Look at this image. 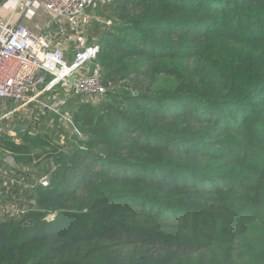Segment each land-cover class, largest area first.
<instances>
[{
    "label": "trees",
    "instance_id": "1",
    "mask_svg": "<svg viewBox=\"0 0 264 264\" xmlns=\"http://www.w3.org/2000/svg\"><path fill=\"white\" fill-rule=\"evenodd\" d=\"M101 12L106 91L74 94L71 148L31 137L48 183L0 219V264H264V0Z\"/></svg>",
    "mask_w": 264,
    "mask_h": 264
},
{
    "label": "built area",
    "instance_id": "2",
    "mask_svg": "<svg viewBox=\"0 0 264 264\" xmlns=\"http://www.w3.org/2000/svg\"><path fill=\"white\" fill-rule=\"evenodd\" d=\"M10 1L12 8L3 17L2 9ZM108 1L110 0H0V101L10 102L12 109L9 112L36 101L40 94L51 91L59 83L70 86L74 94L101 96L106 91L100 82L101 71L97 66L87 74L78 72L94 61L97 44L84 45L68 63L62 49L52 46L45 35L13 21L18 10L28 12L34 6H40L52 21L66 22L75 28L80 27L81 21L91 17L87 10H94ZM61 117L68 136L83 139V134L74 125L71 116L63 114ZM12 183L21 185V179L14 178ZM36 183L47 185V175L40 176L28 188L32 189ZM9 209L13 212V208L3 204L0 197V210L6 212ZM17 212L22 213L21 210Z\"/></svg>",
    "mask_w": 264,
    "mask_h": 264
},
{
    "label": "rangeland",
    "instance_id": "3",
    "mask_svg": "<svg viewBox=\"0 0 264 264\" xmlns=\"http://www.w3.org/2000/svg\"><path fill=\"white\" fill-rule=\"evenodd\" d=\"M38 7L36 14L42 15L40 16L42 22H36L35 27H33L34 30L41 34L46 32L45 36L50 44L62 49L64 58L68 63L73 60L77 50L89 42L95 43L100 34L102 25L100 22L105 20L101 12L102 6H100L91 11L87 10L91 17L81 21L80 27L75 26L74 28L66 22L56 23L51 19V22L48 23L45 15L47 12L40 6ZM3 12L4 9H2L1 15ZM48 18H50L49 14ZM106 21L108 24L111 23V20ZM94 67L95 65L91 62L78 72L87 74ZM82 100L94 104L99 101V97L88 95L84 96ZM74 102V92L65 83L57 84L51 91L40 94L36 101L14 112H9L12 109L9 101H0V116L2 117L0 120V178L5 181L0 179V184L2 187L7 186L8 179L6 176L10 178L11 183L14 178L21 179V185L17 184L21 190V199L20 196L12 192L10 198H3L1 202L12 207L13 212L9 209L2 216H8L11 213L17 214L18 210L22 211L31 203V189L28 188V185L36 182L40 177L36 176L40 170L35 163H23V157H21V154H25V152L32 156L37 154L34 143L38 142V139L33 141L31 137L51 135L55 144H62L66 149L72 147L71 143L74 140L67 136L61 115L69 114Z\"/></svg>",
    "mask_w": 264,
    "mask_h": 264
},
{
    "label": "crops",
    "instance_id": "4",
    "mask_svg": "<svg viewBox=\"0 0 264 264\" xmlns=\"http://www.w3.org/2000/svg\"><path fill=\"white\" fill-rule=\"evenodd\" d=\"M12 8V2H8L5 6H4V12H3V17L6 16L8 10ZM36 9H39L38 6H34L33 8H31L28 12H24L23 9H20L18 10V12L15 14L14 18H13V21L16 22V23H21L22 25H24L26 28H28L29 30L35 32V33H38L34 30L33 27L34 24L36 22H42L41 20V17L42 15L40 14H36L37 10ZM36 10V11H35ZM46 17H47V20H48V23L51 22L50 18H48V13L45 14ZM50 17V16H49ZM6 178L9 179L7 176ZM2 181H4L2 178H0ZM7 181V186L5 187H2L1 184H0V197H1V201L3 200V198H10L11 196V192L15 195H18L20 196L21 195V190L19 189L20 187L18 185H13L10 181V184L9 182ZM5 182V181H4ZM15 192H14V191ZM20 199H21V196H20ZM31 202V201H30ZM2 214H4V212L2 210H0V219H3L5 216ZM2 216V217H1Z\"/></svg>",
    "mask_w": 264,
    "mask_h": 264
},
{
    "label": "water",
    "instance_id": "5",
    "mask_svg": "<svg viewBox=\"0 0 264 264\" xmlns=\"http://www.w3.org/2000/svg\"><path fill=\"white\" fill-rule=\"evenodd\" d=\"M49 31H51V30H49ZM42 34H43V35H45V34H46V32H43ZM71 80H72V78L70 77V78H69V81H71ZM51 161H52V163H53V165H54V166H56V165H57V160H56V158H52V160H51Z\"/></svg>",
    "mask_w": 264,
    "mask_h": 264
}]
</instances>
